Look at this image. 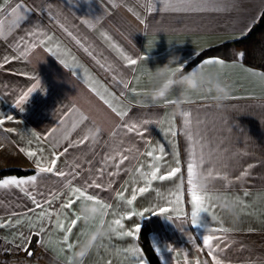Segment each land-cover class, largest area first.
Wrapping results in <instances>:
<instances>
[{
  "label": "crops",
  "instance_id": "0c3cea01",
  "mask_svg": "<svg viewBox=\"0 0 264 264\" xmlns=\"http://www.w3.org/2000/svg\"><path fill=\"white\" fill-rule=\"evenodd\" d=\"M17 3L23 7L13 13ZM0 9V64L4 65L0 68V119L5 120L0 125V169L35 168L31 174H7L0 181L36 177L20 187L0 186V249L11 255L21 252L36 235L37 255L14 254L23 258L18 261L69 264L75 247L68 250L62 243L57 217L39 218L41 209L33 198L44 210L56 213L69 194V180L73 186L95 180L102 187L89 188V194L110 205L104 223L110 225L124 216V227L118 231L133 235L111 231L85 264H149L136 231L145 220L150 222V237L163 264H195L197 260L215 264L202 245L212 227L230 229L213 233L222 237L214 240L212 250L221 264H264V78L246 69L264 71L220 56L197 62L186 73L193 69L217 73L230 85L231 97L224 109H218L210 94H190L182 105L190 113L187 127L185 119L176 115L180 89L159 103L146 97L152 70L170 58L173 69H182L205 48L242 37L261 15L264 0H8L7 4L0 0ZM33 32L43 33L40 38L46 45H37L27 58L18 59L22 41L37 39ZM35 52L42 53L46 62L39 65ZM123 56L137 64L129 65ZM6 57L10 62L5 63ZM209 59L222 60L224 66L201 67ZM93 87L127 116L121 119ZM81 114L88 120L64 140V132ZM93 120L104 128L99 140L73 146L70 141L81 140ZM131 124L137 125L139 134L127 131L126 125ZM21 149L34 151L37 157L29 158ZM149 151L161 157L158 175L177 167V160L181 172L146 185L153 164ZM117 152L128 156L118 169L119 157L112 159ZM54 155L60 157L55 171L39 172L36 159L47 166ZM192 161L205 173L211 170L227 178L208 179L206 192L214 195L215 207L211 216L197 217L205 227L191 222L186 166ZM117 171L118 175H109ZM73 172L75 177L68 175ZM141 187L147 190L135 191ZM134 191L136 200L128 205L126 200ZM178 194L183 197L179 212L174 210ZM232 200L238 206L235 219L220 206L221 201ZM163 208L168 211L162 213ZM66 211L78 214L79 208L73 205ZM93 227L79 222L69 242L76 246L84 237L81 233Z\"/></svg>",
  "mask_w": 264,
  "mask_h": 264
},
{
  "label": "snow or ice",
  "instance_id": "6c2138e0",
  "mask_svg": "<svg viewBox=\"0 0 264 264\" xmlns=\"http://www.w3.org/2000/svg\"><path fill=\"white\" fill-rule=\"evenodd\" d=\"M7 2H8V0H5V4H7ZM22 7H23V5L17 3L15 5V7L12 8V12L16 13L17 10L21 9ZM0 11H2V9H0ZM69 34L71 35V33H69ZM43 35H44L43 33L33 32L32 36L37 37V39H35L34 41H32L30 43H25L22 41L24 46L22 49L19 50V56L17 58L18 59H25L37 47V45H46L47 41L45 39L40 38ZM47 39L50 40L51 37H48ZM77 43H79V41H77ZM17 47H19V46H17ZM46 50L49 52H52L53 55H55V52L53 51L52 48H47ZM84 51L87 52L88 55H90V56L92 55V53L87 48H85ZM239 56L241 59H243V53L239 54ZM123 58L127 61V63L129 65L134 66L137 64V60L132 59L131 57L123 56ZM8 62H10L9 58L6 57L5 63H8ZM61 63L63 64L64 61L62 60ZM98 63H99V61H98ZM206 65H217V66L223 67L224 62L222 60H219V59H209V60L205 61L204 65H202L201 67H204ZM65 66L67 67L68 65L65 64ZM3 67H4V65L0 64V68H3ZM181 70L182 69H180V68L174 69V71H181ZM246 71H249L254 76H259V77L264 78V72H255V71H252L251 69H246ZM121 83L123 84V87L125 89L129 88V84L127 82L121 81ZM36 87H39V85H36L34 88L29 89V92H34L36 90ZM92 90L94 92H96L97 95L100 96V99L103 100V102L106 105H108V107L111 108V110L113 112H115L121 119H124L127 116L126 111L119 109L116 106H114L112 101L110 99L106 98L95 87H93ZM105 92H107V89H105ZM26 95L27 94H25V96H23L21 98V100L26 99ZM21 100H18L16 102L17 107L20 106ZM21 111H23V108H21ZM189 116H190V113L185 114V117H186L185 118V127H187L190 123V121L188 119ZM7 119L11 120L12 117L8 116ZM87 120H88V117L81 114L78 120L73 121L71 128L67 132H64L63 139L69 140L71 132L75 131L81 124H83ZM4 123H5V120L0 119V125H3ZM145 123H147V121H145ZM172 123L174 124V121ZM126 128H127V131L129 133L136 132L139 134V129H138L136 124L126 125ZM170 131H171V129H170ZM189 138H191V137H189ZM87 141H88L87 137L84 136L81 140L70 141V143L73 146H78L82 143H86ZM66 150L67 149H65V151ZM21 151L25 152V155H27L29 158L37 157V153L34 151H30V150L26 151L25 149H21ZM159 151L161 153H163L164 149L160 148ZM147 155L149 157H152L153 164L149 166V168H150V171L148 173L149 179H147L145 181L146 185L150 184L153 180H157V179H159V180L172 179V178L176 177L178 173L181 172V168L179 167V161L177 160V167L169 168L167 170L166 175L165 174L158 175V173H160V167H159V164L157 162L161 159V157L154 155L153 151H149L147 153ZM117 157H119V163L116 164V168L118 169L120 164L128 159V156L117 152L116 155L112 157V159H116ZM59 158H60L59 155H54L53 159L47 164V166H44L42 161L39 158H37L35 161L36 167L39 170V172H41V173H44V172L52 173L55 171L56 161L59 160ZM138 171H139V169H138ZM186 173H187V185L189 186L187 191L190 195L191 205H192V212H191L192 221L191 222L194 226L205 227L206 226L205 222L203 220L198 222L197 217H200L202 215L211 216L213 214L215 206L212 205L211 201L214 199V195L210 192L200 191L198 185L195 183V177L198 175H203V176H206L208 179L221 178V179L227 180V178L226 177H217V175L214 174V172L211 170H208L205 173L204 171H202L200 169V165L197 164L195 161L189 162L187 164ZM58 174L61 176L66 175L63 172H59ZM101 174H102V172H101ZM118 174H119L118 171L109 173V175H118ZM244 174L246 175L247 173H244ZM68 175L75 177L76 173L73 172V173H69ZM35 180H36L35 176H33L30 181L29 180H23V179L10 178V179H5L3 181H0V186H17V187H20V186H23L25 184L34 182ZM110 183L111 182H109V187H110ZM67 186L69 187V194H68L65 202H63L59 212L53 213L51 211L44 210L43 206L40 203L35 201V198H33V202L36 204L37 208L41 209V212L39 213L40 219L51 220V218L53 216L57 217L56 228L63 233L62 243L66 245L68 250H72L75 247V245L73 243L69 242V237L71 236L73 229L77 227L79 222H81V218L78 214H76L74 212L71 213V215H69L66 210L72 209L73 205H77V207L80 208V206L82 204L91 202V203L98 204L102 209H104L105 212H108L110 210V205L105 203L102 199H99L96 195L89 194V192H88L89 188H101L102 187L99 183H96L95 180L87 182V183L83 184L82 186H73L72 181L69 180L67 182ZM146 190H147L146 187H141V188L136 189L135 191L143 193ZM135 191L133 192L131 198L126 200V203L128 205H132L133 202L136 200ZM53 196H54V198H59V194H53ZM118 198L120 200H125V197L123 195H119ZM182 200H183V197L181 195L178 194L175 196V204L177 207L174 210H176L177 212L180 211L179 205L181 204ZM47 203L51 204V201H47ZM240 203H242V202H240ZM160 211L163 213V212H167L168 209L163 208ZM138 215H143V213H138ZM128 218H130V217H128ZM124 219H125L124 216H120L119 218L114 219L110 222L112 232L116 235L124 234V235H128V236H132L133 233L131 231L126 232V233H121L118 231V229H122L124 227V225L122 224V220H124ZM217 219H219V218H217ZM100 223H104V217L100 218ZM0 227H3V225H0ZM136 231L138 232L139 228H137ZM228 231H230V229H228V228L212 227L210 229L209 234L203 236L202 245L205 249L208 250V253H209V255L212 256V260L215 262V264H221V262L216 258L215 255L212 254V250L215 247L214 240L216 242H219V240L222 239V237L214 236L213 233H217V232L226 233ZM81 235H85V233H81ZM78 243H79V241H77V244ZM62 251H63V249H62ZM136 251L138 253V250H136ZM157 251H159V249H157ZM169 251H170V249H169ZM29 255H31V253H29ZM69 264H70V261H69ZM195 264H200V262L197 260L195 262Z\"/></svg>",
  "mask_w": 264,
  "mask_h": 264
},
{
  "label": "clouds",
  "instance_id": "9594fccd",
  "mask_svg": "<svg viewBox=\"0 0 264 264\" xmlns=\"http://www.w3.org/2000/svg\"><path fill=\"white\" fill-rule=\"evenodd\" d=\"M34 58L41 63L46 62L43 54L34 53ZM173 58L163 66H157L149 77V86L146 90V97L153 103H159L173 92L174 89L181 90V96L176 101V115L185 119L186 112L183 110V101L188 99L192 93L210 94L212 101L218 109H224L231 97V87L224 82L217 73L198 72L193 69L190 72L181 74L171 67ZM38 65V67H39ZM46 93V92H45ZM104 128L95 120L84 129V136L91 143H96ZM195 183L200 191L206 192L209 189V180L206 176L198 175ZM220 206L226 213L234 219L238 216L237 202L221 201ZM78 215L85 225H94L75 246V251L70 257V264H85V261L101 244L104 238L109 235L112 228L109 224L100 223V218L104 217L105 211L98 204L84 203L80 206Z\"/></svg>",
  "mask_w": 264,
  "mask_h": 264
},
{
  "label": "trees",
  "instance_id": "16d2710c",
  "mask_svg": "<svg viewBox=\"0 0 264 264\" xmlns=\"http://www.w3.org/2000/svg\"><path fill=\"white\" fill-rule=\"evenodd\" d=\"M243 53V59L239 54ZM209 56H220L226 59H236L248 66L264 71V9L249 30L240 38L207 47L185 64L181 74L189 70L200 60ZM35 172V168L4 167L0 169V178L7 174L25 175ZM151 226L149 221H143L138 233V242L149 264H163L150 237ZM26 254L31 257L37 255V236L34 235L26 249ZM31 253V255H29Z\"/></svg>",
  "mask_w": 264,
  "mask_h": 264
},
{
  "label": "rangeland",
  "instance_id": "374dc122",
  "mask_svg": "<svg viewBox=\"0 0 264 264\" xmlns=\"http://www.w3.org/2000/svg\"><path fill=\"white\" fill-rule=\"evenodd\" d=\"M27 249V248H26ZM26 249L25 250H23V251H21V252H14V254H17L18 256H22V255H26ZM1 251H3V252H8V251H6L5 249H0ZM14 254H8L7 253V255H5V257L4 258H2V260L0 259V264H41V262L43 261V262H45L44 260H40V261H38V260H33V261H29V260H27V261H18V260H21V259H23V258H16L17 256H15ZM9 255H11L9 258H7ZM18 261V262H17Z\"/></svg>",
  "mask_w": 264,
  "mask_h": 264
},
{
  "label": "built area",
  "instance_id": "2783aa9c",
  "mask_svg": "<svg viewBox=\"0 0 264 264\" xmlns=\"http://www.w3.org/2000/svg\"><path fill=\"white\" fill-rule=\"evenodd\" d=\"M9 254V253H8ZM5 255H7V252H3L0 250V259L2 260V258L5 257ZM11 255H9L7 258H9ZM22 257H26V255H22ZM38 260V259H37ZM40 261V260H38Z\"/></svg>",
  "mask_w": 264,
  "mask_h": 264
}]
</instances>
